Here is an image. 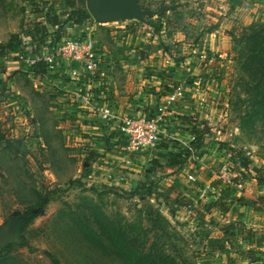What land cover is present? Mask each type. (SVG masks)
Masks as SVG:
<instances>
[{
	"label": "rangeland",
	"instance_id": "1",
	"mask_svg": "<svg viewBox=\"0 0 264 264\" xmlns=\"http://www.w3.org/2000/svg\"><path fill=\"white\" fill-rule=\"evenodd\" d=\"M88 1L0 0V235L29 209L37 213L14 231L3 264H126L99 218L148 252L157 244L178 264H264V185L243 166L248 159L264 167V0H140L163 9L151 19L156 27L72 24L68 2L85 9ZM52 12L57 27L46 18ZM88 33L103 61L89 87L95 105L122 118L138 116L143 102L157 113L166 107L162 125L192 135L184 145L161 130V146L190 151L184 166L128 156L132 164L116 170L107 154L124 144L120 120L104 121L76 99L74 88L85 90L86 81L70 80L65 68L47 79L5 48L17 37L19 53L31 56ZM178 87L186 121L166 102ZM195 127L203 135L192 145ZM225 167L242 174L241 189L222 182ZM82 222L102 245L87 238Z\"/></svg>",
	"mask_w": 264,
	"mask_h": 264
},
{
	"label": "built area",
	"instance_id": "2",
	"mask_svg": "<svg viewBox=\"0 0 264 264\" xmlns=\"http://www.w3.org/2000/svg\"><path fill=\"white\" fill-rule=\"evenodd\" d=\"M17 57L25 64L37 67L43 63L46 66L45 78H53L66 69L70 80H83L85 90L76 89V99L81 103L95 109L104 121H110L114 118L120 120L118 133L124 142L125 151L129 157L138 153H152L160 150L162 143V122L165 119L166 107H160L158 113L153 117L138 115L129 118L116 116L111 108L103 105H95L96 97L93 89L89 88L99 74L102 66V59L98 53L96 39L92 33L80 35L78 37L66 38L58 44L49 48L47 52L27 56L25 53H17ZM183 95L182 89L178 87L175 90L173 99ZM170 104V101L168 102ZM131 159H128L130 163ZM220 179L226 185H231L239 189L242 188V182L238 180L240 173L223 168L220 172ZM112 178L111 175H109ZM190 179L195 180L194 177Z\"/></svg>",
	"mask_w": 264,
	"mask_h": 264
},
{
	"label": "trees",
	"instance_id": "3",
	"mask_svg": "<svg viewBox=\"0 0 264 264\" xmlns=\"http://www.w3.org/2000/svg\"><path fill=\"white\" fill-rule=\"evenodd\" d=\"M69 8L71 9L70 13V22L72 24H75L77 26H82L84 25L87 21L93 20L91 15L89 14L87 8L85 9H80L77 8L76 4L74 2H68ZM46 18L49 21L50 26L52 27H57L60 22L57 17L53 12L48 13L46 15ZM151 22V19L149 20ZM131 22H138V21H131ZM153 27H156L153 24ZM131 33L133 34L136 32L135 29L130 28ZM257 42L261 43L259 37H256ZM263 43V42H262ZM261 43V44H262ZM260 44V45H261ZM8 49V53L11 54H17L21 52V42L17 37H13L9 43L6 45ZM261 49L259 48V51ZM37 54V53H35ZM36 68V72L39 74H45L46 73V66L41 63L39 64ZM41 69V70H40ZM261 104H264V96L262 97V101H260ZM178 118L186 121L189 120V116L186 115H178ZM192 134L194 136V141L192 142V145H195L199 143L202 140V132L201 129L198 127L193 128ZM161 147V152L157 155V157L154 159L153 164H158L164 167H169L172 169H179L182 166H184L187 162V159L190 157V151L186 150L184 152L180 153H175L174 151H170L167 153L163 152L164 150H167L169 147L166 145L160 146ZM164 159V161H162ZM253 163L249 161L248 159H245L243 162L244 168H248L250 172V176L253 179H256L259 184L264 185V167L263 168H256V167H250ZM241 174V173H240ZM242 176V174H241ZM239 181L242 182L243 178L239 177ZM241 204L244 206H249L255 209L256 206V201L247 199L245 197L240 198L238 200ZM48 204V199L45 198L43 199L42 203L39 206V210L43 209L46 207ZM33 209H29L23 218V220L19 223L18 228L20 230H24L29 225L32 224V222L35 220L37 213L32 212ZM101 223H100V222ZM99 224L101 225L102 229L104 230V233H107L108 239L111 243L112 249L115 252V255L120 258L124 263L126 264H178V262L165 253L164 251L160 250L157 246V244H151V251L148 252L145 250V245L144 244H139L135 243V241H130L129 242V237L126 233H123L122 228H118L116 224L111 223L109 221L104 222L99 218ZM81 229L83 233L87 236V238L97 245H102L100 242L97 234L90 228L89 224L86 222L81 223ZM14 246V244H9L8 246L5 247L4 250L10 249ZM3 249L0 248V255L4 252ZM1 257V256H0ZM0 264H3V260L0 258ZM56 264H59L56 262Z\"/></svg>",
	"mask_w": 264,
	"mask_h": 264
},
{
	"label": "water",
	"instance_id": "4",
	"mask_svg": "<svg viewBox=\"0 0 264 264\" xmlns=\"http://www.w3.org/2000/svg\"><path fill=\"white\" fill-rule=\"evenodd\" d=\"M87 10L93 20L101 25L120 23L124 21H138L153 26L150 19L163 14V9L152 10L144 7L140 0H89ZM20 220L5 229L0 235V248L4 249L13 244L16 238L14 231L18 228Z\"/></svg>",
	"mask_w": 264,
	"mask_h": 264
},
{
	"label": "crops",
	"instance_id": "5",
	"mask_svg": "<svg viewBox=\"0 0 264 264\" xmlns=\"http://www.w3.org/2000/svg\"><path fill=\"white\" fill-rule=\"evenodd\" d=\"M74 86H76V85H74ZM76 89H77V86L74 88V90H76ZM146 90L148 91V87L146 88ZM106 91H107V89H106ZM106 95L110 96L111 94L110 93H106ZM150 97H152V96H150ZM151 101H152V99L149 100V102H151ZM169 101H170V104H168V106L172 105L171 106V110H174V112H180L181 114L186 115V116H188V114H190L187 111L181 110L182 102H177V100L173 99L172 97H168L167 98L166 102H169ZM143 103L147 107L144 108L143 111H141V113L139 115L148 116V114H147L148 111L150 112V115H155L156 114V109L154 110L155 107H149V103H148V105L145 102H143ZM122 110L125 111V110H128V108H123ZM178 110H181V111H178ZM112 111L114 112V109H112ZM161 127H163V129H161V130H163L164 133H167V136H168V134L172 135V136H170V138H172L174 141L180 142L181 144H184V145H186L187 142L191 141L192 135L188 131H185V132L176 131L175 132V130H172V128L170 126H168V125H162ZM166 128H168V130H166ZM169 150L170 151L171 150L174 151V148L169 147L168 151ZM159 152H161V149L157 150V151H154L152 153H146V152L138 153L136 155H133L132 158H135L134 160H136V162H139L140 164L143 165V164L148 163L150 161V158L157 157ZM163 152H165V150ZM107 157H109L110 160L113 162V166L112 167H114L116 170H119V171L122 170L124 167L129 166L130 164H132V160L130 161V163H128V159H129V158H127L128 157V153L125 151L124 144H122V147L119 146V148H115V149L111 150L110 152H108ZM123 161H125V163H120V162H123ZM123 164H125V165H123ZM139 169H141V168H139ZM135 172H139L140 173V171L138 169H136ZM109 175H111V174H108V177H109ZM112 179H113V176H112Z\"/></svg>",
	"mask_w": 264,
	"mask_h": 264
}]
</instances>
